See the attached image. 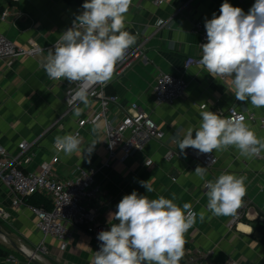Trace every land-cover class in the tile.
<instances>
[{
  "label": "crops",
  "instance_id": "crops-1",
  "mask_svg": "<svg viewBox=\"0 0 264 264\" xmlns=\"http://www.w3.org/2000/svg\"><path fill=\"white\" fill-rule=\"evenodd\" d=\"M84 2L0 0V35L17 47L26 48L32 41L46 48L73 25L76 16L83 12ZM227 2L247 14L255 0ZM222 3L224 0H165L164 5L154 7L150 0H131L125 28L136 35V43L145 41V59L134 61L120 77L110 80L106 93L118 96L119 100L110 106L107 122L116 126L135 106L148 114L164 133L161 141L149 143L143 151H132L124 164L106 166L105 131L94 134L93 125H86L79 133L80 152L70 157L58 152L54 138L74 134L77 121L96 111L98 103L90 100L87 107L79 104L83 109L79 117L72 111L61 120L66 109L64 94L72 83L48 78L43 69L47 56L44 52L36 57L0 62V144L11 157L22 153L21 143L30 145L23 154V157L33 155L31 162L23 167L26 172L38 173L40 165L55 155L58 162L53 171L59 179L77 177L81 170L95 169L94 180L100 190L92 206L97 209V222L101 224L117 223L113 218L109 221V214L116 211L124 195L134 190L150 199L161 195L175 197L178 205L190 203L197 213L206 209L205 181L194 174L200 165L179 155L177 144L189 127H199V113L210 110L224 117L232 107L251 113L255 120L248 125L258 138H264L260 125L264 107L255 108L248 101L236 100L230 78L215 79L202 67L184 69L186 59L199 57V37L194 25H205L213 13L219 16ZM160 21H164L163 27H158ZM160 72L182 76L186 83L185 96L172 105L155 103L153 87ZM93 142L97 143L89 153L88 146ZM168 153L179 157L168 161ZM212 154L217 163L207 169L206 180H214L224 173L246 177L247 192L236 212L242 218L229 228L228 222L234 215L216 217L206 212L203 221L197 216L196 223L185 234L180 264L186 259H192L195 264H264V165L241 156L234 147ZM150 178L154 191L147 192L140 182ZM9 197L6 187L0 184V207L9 217L8 221L0 220V235L7 239L4 242L0 238V251L4 254L0 255V264L6 254L14 256L20 264H35L21 249L34 253L43 238L35 228L34 215L26 206H11ZM43 246L46 254L40 255L36 264H89L94 251V242L82 227L70 228L65 249L53 239L44 241Z\"/></svg>",
  "mask_w": 264,
  "mask_h": 264
},
{
  "label": "clouds",
  "instance_id": "clouds-1",
  "mask_svg": "<svg viewBox=\"0 0 264 264\" xmlns=\"http://www.w3.org/2000/svg\"><path fill=\"white\" fill-rule=\"evenodd\" d=\"M130 4L131 0H85L83 12L47 51L43 69L49 79L80 83L74 96L78 101L73 107L76 117L83 112L79 104H90L89 89L83 85L107 84L126 50L136 43V35L125 28ZM204 26L207 43L200 45L199 64L215 79L230 78L236 100L264 107V0H255L247 14L224 0L220 15L213 13ZM199 115V127H189L177 140L181 153L187 148L206 154L234 147L241 156L253 158L264 151V138L257 137L244 115L224 118L210 110ZM92 123L94 134L108 128L100 117ZM97 142L88 146L89 153ZM80 145L78 134L54 138V148L65 156L80 152ZM194 174L205 181L206 209L197 213L190 203L178 205L175 197L150 199L134 190L124 195L116 211L109 214V221L113 218L117 223H110V230L98 233L102 243L89 264H180L185 234L197 216L203 221L206 212L216 217L235 215L247 192L245 176L224 173L206 180L207 168L201 166ZM152 178L140 182L147 192L154 191Z\"/></svg>",
  "mask_w": 264,
  "mask_h": 264
},
{
  "label": "built area",
  "instance_id": "built-area-1",
  "mask_svg": "<svg viewBox=\"0 0 264 264\" xmlns=\"http://www.w3.org/2000/svg\"><path fill=\"white\" fill-rule=\"evenodd\" d=\"M154 7L164 5L165 0H150ZM6 13L2 15L4 18ZM164 21L158 23V27L164 26ZM72 26V25H71ZM71 26H68L62 32L66 31ZM194 31L199 37L198 51L199 57H189L186 59L184 69L192 66L202 67L199 60L202 57L201 46L207 43L206 29L203 23H196ZM61 32V33H62ZM59 40L57 38L56 42ZM55 42V43H56ZM42 48L34 42H29L28 47H17L6 38L0 35V62L13 61L22 57H36L48 49L54 48V44ZM145 41L135 43L125 52L123 60L116 65V70L113 78L120 77L130 65L138 60L145 59ZM221 81L229 79L227 77H217ZM56 82L60 80H54ZM110 82V81H109ZM109 82L105 85L100 84H84V87L89 89V100L98 103V109L93 111L89 116L77 121V130L74 134L80 133L86 125H93V121L97 117L107 122V115L110 106L116 105L119 98L115 95H108L106 88ZM80 86V83L74 82L72 86L66 90L64 101L66 109L61 117V120L68 116L73 107L78 103L74 100L75 91ZM186 83L182 76L171 75L160 72L155 80L153 87V95L155 103L158 105H172L177 100L182 99L186 93ZM244 115L245 123L253 122L255 117L251 113H243L235 107L228 110L224 118H235L238 115ZM108 128L105 131L104 149L107 153L108 160L106 166L117 163L124 164L130 158L132 151H143L145 146L153 141H161L164 138V133L158 128L148 114L140 111L133 106L127 111L122 121L116 126L110 125L107 122ZM260 125L264 129V117L260 119ZM22 153L16 157L9 156L5 147L0 144V184L5 186L9 193L11 206L21 207L26 206L34 215L35 228L42 236L43 241L35 249L36 251L28 252L22 248V252L32 257L34 260H40V255L46 254L43 246L44 241L53 239L57 241L61 249H65L68 240L70 239L71 227H82L91 236L94 242V251H98L102 243L97 239L98 233L102 230H110V225L97 222V209L92 206V202L96 200V195L99 192V187L95 184L94 177L95 169L81 170L79 176L68 179H59L54 175L53 167L58 162V157L55 155L52 159L44 161L40 165V171L26 172L23 167L28 165L33 155L23 157V154L30 148L27 143L19 145ZM59 152V151H58ZM182 157H189L201 167L207 169L213 167L217 163V158L212 153H199L198 150L188 148L184 153L179 154ZM174 153H168L166 159L168 161L175 157H179ZM264 165V152L253 157ZM149 164V163H148ZM40 194L49 199L51 209L35 208L26 205L24 199ZM8 215L0 207V220L8 221ZM242 218V214H235L228 222V227L231 228ZM0 238L7 242L5 236L0 235ZM3 264H20L18 259L12 255L4 257ZM183 264H195L192 259L184 260Z\"/></svg>",
  "mask_w": 264,
  "mask_h": 264
},
{
  "label": "trees",
  "instance_id": "trees-1",
  "mask_svg": "<svg viewBox=\"0 0 264 264\" xmlns=\"http://www.w3.org/2000/svg\"><path fill=\"white\" fill-rule=\"evenodd\" d=\"M26 205L28 206H32L35 208H43L45 210H50L51 209V203L49 201V199H47L46 197H44L43 195L40 194H34L26 199H24ZM0 255H4L3 251H0ZM8 254L5 255V257Z\"/></svg>",
  "mask_w": 264,
  "mask_h": 264
},
{
  "label": "water",
  "instance_id": "water-1",
  "mask_svg": "<svg viewBox=\"0 0 264 264\" xmlns=\"http://www.w3.org/2000/svg\"><path fill=\"white\" fill-rule=\"evenodd\" d=\"M27 258L29 259L30 262L35 263V264L37 263V261L34 260L32 257L28 256Z\"/></svg>",
  "mask_w": 264,
  "mask_h": 264
}]
</instances>
